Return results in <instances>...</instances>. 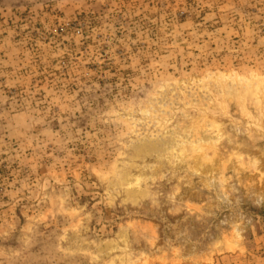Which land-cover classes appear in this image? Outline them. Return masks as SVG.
Listing matches in <instances>:
<instances>
[{
    "label": "rangeland",
    "instance_id": "rangeland-1",
    "mask_svg": "<svg viewBox=\"0 0 264 264\" xmlns=\"http://www.w3.org/2000/svg\"><path fill=\"white\" fill-rule=\"evenodd\" d=\"M0 264H264V0H0Z\"/></svg>",
    "mask_w": 264,
    "mask_h": 264
}]
</instances>
